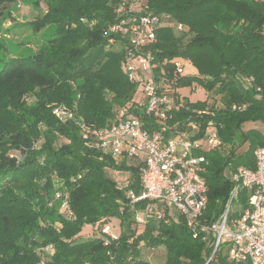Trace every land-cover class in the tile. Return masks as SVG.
<instances>
[{
	"label": "trees",
	"instance_id": "16d2710c",
	"mask_svg": "<svg viewBox=\"0 0 264 264\" xmlns=\"http://www.w3.org/2000/svg\"><path fill=\"white\" fill-rule=\"evenodd\" d=\"M15 1L0 0V16ZM115 2L47 0L46 13L30 23L34 30L53 23L54 34L0 70V264H149L141 259V245H163L160 264H250L231 260L225 244L205 263L212 252L210 234L193 237L181 217H146L142 231L136 230L135 217L148 200L131 203L126 190L140 192L141 164L127 166L83 137L82 124L106 126L125 105L148 130L159 125L136 105V84L122 70V38L102 63L83 65L90 47L112 46L103 30L114 21ZM147 6L187 25L182 32L159 28L146 48L158 63L157 79L169 83L177 99L176 88L192 82L217 94L203 101L181 99L165 119L166 135L190 120L197 124L191 138L200 137L210 122L216 128L221 145L203 152L201 172L207 185L203 218L212 220L223 212L232 188L224 174L227 165L254 168V149L264 146V134L242 129L246 121L264 124V0H147ZM175 56L189 60L198 75L175 76L173 64L163 63ZM233 103L245 107L233 110ZM60 104L71 113L64 122L52 112ZM197 109L207 112L198 115ZM236 141L247 148L237 152ZM224 144L231 146L226 153L220 149ZM107 168L129 171L127 185L119 188ZM64 200L67 207L61 210ZM111 218L119 220L116 237L101 232L78 240L84 225L101 231Z\"/></svg>",
	"mask_w": 264,
	"mask_h": 264
},
{
	"label": "built area",
	"instance_id": "2783aa9c",
	"mask_svg": "<svg viewBox=\"0 0 264 264\" xmlns=\"http://www.w3.org/2000/svg\"><path fill=\"white\" fill-rule=\"evenodd\" d=\"M113 13L114 21L103 30V34L108 38L109 45L117 43L118 37L122 38V70L126 78L136 84V105L146 115H153L159 125L148 130L140 116L131 113L129 106L125 105L118 110L116 120L106 126L90 128L82 124L83 137L116 160L133 158L141 164L140 192L136 194L128 189L126 196L131 203L148 200L143 210V223L146 217L158 220L167 215L175 219L181 217L193 237L210 234L212 252L205 263L225 244L229 258L234 262L264 264V146L254 149V168L240 165L233 169L230 164L227 165L230 170L227 177L232 188L224 210L212 220L205 221L207 185L201 174L206 162L203 152L219 148L221 140L212 122L207 124L200 137L190 136L191 131L197 129L192 120L186 122L182 129L174 125L173 133L165 134L170 129L165 124L168 111L178 109L182 101L172 95L173 88L169 83L157 79L155 68L158 63L154 61L150 49H146L155 42L159 28L165 26L182 32L186 29L185 25L167 14H155L144 0H116ZM167 61L173 64L175 76L184 73L183 57L164 59L163 63ZM243 107L245 104L231 105L233 110ZM52 112L62 122L71 117L69 109L63 104L54 106ZM205 112V109L196 110L198 115ZM41 141L42 138L37 139L35 145ZM127 183L128 180L124 186ZM243 187L250 192L249 203L238 220H229L231 202ZM55 196H60V193L56 192ZM66 207L67 201L64 200L61 210ZM229 221L232 228L228 225ZM101 231L116 237L109 223H105ZM50 248L46 247L47 250Z\"/></svg>",
	"mask_w": 264,
	"mask_h": 264
},
{
	"label": "rangeland",
	"instance_id": "374dc122",
	"mask_svg": "<svg viewBox=\"0 0 264 264\" xmlns=\"http://www.w3.org/2000/svg\"><path fill=\"white\" fill-rule=\"evenodd\" d=\"M46 1L47 0H17L8 11L2 13L0 16V70L8 62V60H12L15 57L29 56L31 52L36 51L43 46L54 34L55 24L53 23H48L38 30H34L30 23L32 20L39 18L46 13ZM144 1L147 4V0ZM184 25L185 28H187V25ZM120 45V43H115L109 48L108 46L106 47L96 44L90 47L86 51V57L83 65L87 67L89 65L102 63L111 54H113L114 51L120 47ZM116 56L119 57L120 62L122 58L121 54H117ZM182 75H198L197 69L189 60L184 61V73ZM176 93V95L182 100L187 99L191 102L203 101L207 97L217 96L215 90L207 91L204 87L199 86L195 82H192L187 86L176 88ZM24 96L25 100L28 102L33 100L32 94L27 93ZM212 104L220 106L221 102H208V105ZM251 128H255L257 131L264 134V124L259 121H246L242 125V129L244 131ZM62 141L64 140L61 139L58 143H61ZM230 147V145L224 144L220 149L226 153ZM234 148L237 152L243 151L247 148V143L241 145L240 142L236 141ZM125 160L127 166L135 167L138 164V161L133 158H126ZM229 171L230 170L228 168H225L224 174L228 176ZM106 172L115 180L119 188L124 187L130 175L129 171H119L110 168H107ZM249 194L250 192L246 187H243L238 191V194L230 205L229 220H238L243 208H245L249 203ZM136 216H138V219L135 217L138 225L135 227L136 230L140 232L143 229L144 223L142 220L145 218V213L144 211H139ZM108 223L111 226V232L117 235L120 230L119 220L117 218H111ZM228 225L232 228L230 221L228 222ZM81 231L82 232L78 240L90 239L94 236H102V231H100V228H96L95 225L93 227L89 224L84 225ZM141 250V259L149 264H160L164 261L166 250L163 245L155 248H148L141 245Z\"/></svg>",
	"mask_w": 264,
	"mask_h": 264
},
{
	"label": "crops",
	"instance_id": "0c3cea01",
	"mask_svg": "<svg viewBox=\"0 0 264 264\" xmlns=\"http://www.w3.org/2000/svg\"><path fill=\"white\" fill-rule=\"evenodd\" d=\"M178 90H180V89H178ZM175 91H176V90H175ZM176 94H177V93H176ZM137 96H138V97H140V95H139V94H138ZM90 226H91V227H93L92 225H90Z\"/></svg>",
	"mask_w": 264,
	"mask_h": 264
}]
</instances>
